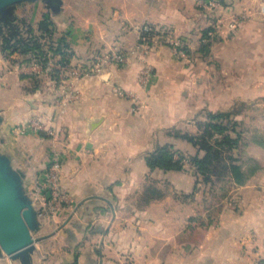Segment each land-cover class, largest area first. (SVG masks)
<instances>
[{
    "label": "crops",
    "instance_id": "crops-1",
    "mask_svg": "<svg viewBox=\"0 0 264 264\" xmlns=\"http://www.w3.org/2000/svg\"><path fill=\"white\" fill-rule=\"evenodd\" d=\"M217 1L224 7L218 14L196 0H58L56 7L25 0L14 6L13 15L36 29L49 17L52 39L64 37L70 55H55L59 61L87 69L112 49L125 56L61 82L53 69L22 71L21 55L0 45V152L29 197L48 165L59 161L69 197L58 214L39 217L33 264H251L263 249L264 145L250 144L260 167L234 187V202L214 209L195 200L194 170L150 169L145 161L165 143L195 153L190 142L164 133L187 115L264 98V0ZM231 14L244 15L234 33L227 26ZM144 24L185 40L192 74L166 44H142ZM201 42L208 43L203 79L197 73ZM202 80L203 86L192 84ZM148 178L170 182L172 191L141 201ZM12 261L0 256V264Z\"/></svg>",
    "mask_w": 264,
    "mask_h": 264
},
{
    "label": "trees",
    "instance_id": "trees-1",
    "mask_svg": "<svg viewBox=\"0 0 264 264\" xmlns=\"http://www.w3.org/2000/svg\"><path fill=\"white\" fill-rule=\"evenodd\" d=\"M12 16V17H11ZM15 15L6 17L0 21V45L2 50L11 55L16 52L21 55L18 62H30L34 60H45L47 53L58 55L61 59H69V52L65 50L66 40L59 37L52 39V21L44 15L38 22L37 30L40 32L34 35L31 26L16 19ZM22 24L27 25L25 31ZM27 35H24V33ZM204 35V34H203ZM46 38V45L41 41ZM44 44V45H43ZM44 46H47L44 48ZM200 50H207V45L202 44ZM234 113V112H233ZM232 110H219L205 112V120H197V131L177 130L174 136L190 142L202 154L186 155L173 144L165 143L156 145L155 148L145 156L146 164L150 169L180 170L184 167L183 159L187 158L195 171L202 175L203 180H210L211 175L217 177H228L234 184H241L248 178L244 173L237 157H234L231 150L238 146L241 132L237 129V120H231ZM152 194L151 197H159L161 194Z\"/></svg>",
    "mask_w": 264,
    "mask_h": 264
},
{
    "label": "rangeland",
    "instance_id": "rangeland-1",
    "mask_svg": "<svg viewBox=\"0 0 264 264\" xmlns=\"http://www.w3.org/2000/svg\"><path fill=\"white\" fill-rule=\"evenodd\" d=\"M9 17H10V15H9ZM16 19H18V18H16ZM21 28L23 29V31H25V28H27V25L22 24ZM31 29L32 30L30 33L33 34V32H34V35H38L40 33L36 29V27H34V28L32 27ZM24 35H27V33L25 32ZM41 41H43V43L46 45V42H45L46 38L43 37L41 39ZM202 43H206V45L208 44L207 42H201V46H202ZM46 47L47 46H44V48H46ZM188 49H189V47H188ZM190 53H191V51L189 49V55H190ZM207 53H208L207 50L206 51L200 50L198 52V55H197L198 58L201 59L200 69H198V71H197L200 78L203 77L204 61H205V56ZM174 55L175 54L173 53V56ZM175 56L177 57V59L179 58V60H181L180 62L182 63V66L184 67L183 70L188 75L191 72L189 69V66H191L190 65L191 59L190 58L182 59V58L178 57L177 55H175ZM190 74H192V73H190ZM201 79H203V78H201ZM183 83L185 84V82H183ZM199 83L200 84L193 82L192 84H195L197 86H203V80L200 81ZM188 88H194V87H192V85L190 84ZM183 92L185 93V90H183ZM234 105H235V107L230 108L232 110V114L230 116V119L231 120H235V119L237 120V122H238L237 129L241 132V137H240V140L238 142V146L233 148L231 150V153L234 157H237L240 165L242 166V168L244 170V173L246 174L245 176L248 175V178L245 179V181L241 184H234L232 181H230L228 179V177H217L215 175H211L210 180L205 181V180H203L202 175L197 173L195 171L194 167L191 166V164L187 160V158H184L183 159V162H184L183 168L187 169L189 171L194 170V172H195V179L197 181L196 186L200 189L197 193L198 196L196 197L195 200L199 201L200 203L202 202V205H201L202 207H203L204 199L206 200L207 203H209V206H211V204L213 205V209L215 207H218L219 206L218 203H221V201L225 202V204L229 203V202L230 203L234 202V199L236 196L235 195L236 190L234 189V187L236 185L246 184L247 181L252 176V174L254 172H256L258 170V168L260 167L259 161H257L255 159V157H253V155H252V151H251L252 145H250V144H252L253 142H256V143H259L261 145H264V98L246 100L245 102H243L241 104H240V102H236V103H234ZM238 110H240L241 112L237 113L236 111H238ZM205 112L206 111L203 108L200 111V113H198V114L187 115L186 118L183 119V121L180 124H178V125L175 124V125H171V126L167 127L164 131L165 135H167V133L174 135V133L177 131L178 128H180V130H182V131H190V132L197 131L196 121L199 119L205 120ZM176 141L178 143V142H181L184 140L182 138H180V139H176ZM184 148L182 149V147H179L180 151L182 153H184L186 155V157H188V155H194L197 153L202 154L203 153L202 151H199L196 147H195L196 148L195 153L189 152L188 150H186ZM262 155L264 156V154H262ZM170 187H171L170 182H166V181L157 182L153 178H148V180L144 183V188H145L146 192H145V196L143 197V199L141 201L146 200V198H148V197L150 198L152 194H156L157 193V192H155L156 190L158 191L159 194L171 192L172 190ZM205 189H206V192L208 190V192H209L208 194L204 193ZM204 197H206V198H204ZM188 199L186 201H188ZM46 216H49V215H46ZM35 235H36V233H35ZM255 252L256 253L254 255V258L252 259L251 264H253L255 262V260L257 259V256L264 253V247L262 250L255 251ZM5 257H8V256L5 255ZM12 263L20 264L17 260H13Z\"/></svg>",
    "mask_w": 264,
    "mask_h": 264
},
{
    "label": "built area",
    "instance_id": "built-area-1",
    "mask_svg": "<svg viewBox=\"0 0 264 264\" xmlns=\"http://www.w3.org/2000/svg\"><path fill=\"white\" fill-rule=\"evenodd\" d=\"M197 5L204 11H212L218 14L223 7L222 3L217 0H196ZM242 14H231L227 21L228 30L231 33L236 31L239 22L243 19ZM217 24H221L219 20ZM140 41L145 46L150 47L154 43L166 44L170 50L182 59H188L189 49L185 40L182 37L172 34L169 30L154 25L144 24L140 27ZM211 35V31H207ZM124 61L125 56L119 49H112L103 57L101 63H96L94 66L84 68L83 66L68 65V63L59 61L58 58L48 52L45 60H34L30 62H22L19 67L26 73L39 74L45 70L53 69L57 71L61 82L65 80L66 76H80L88 74L91 71H100L103 65L110 61ZM145 74V72H144ZM143 73L139 75V80H143ZM137 109V108H136ZM29 125L32 127H39L37 120H30ZM60 163L57 160L52 161L41 181H37L31 194V201L34 207L38 210V216L55 215L58 214L68 202V194L62 190L60 184ZM253 264H264V253L257 256Z\"/></svg>",
    "mask_w": 264,
    "mask_h": 264
},
{
    "label": "water",
    "instance_id": "water-1",
    "mask_svg": "<svg viewBox=\"0 0 264 264\" xmlns=\"http://www.w3.org/2000/svg\"><path fill=\"white\" fill-rule=\"evenodd\" d=\"M25 0H0V21L11 15L14 6ZM56 7L58 0H46ZM2 115H0V122ZM39 227L38 210L25 193L21 175L0 152V256L20 264H33L35 249L32 232Z\"/></svg>",
    "mask_w": 264,
    "mask_h": 264
}]
</instances>
